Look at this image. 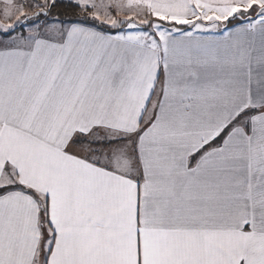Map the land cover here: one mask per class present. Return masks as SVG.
Instances as JSON below:
<instances>
[{"label": "snow or ice", "instance_id": "1", "mask_svg": "<svg viewBox=\"0 0 264 264\" xmlns=\"http://www.w3.org/2000/svg\"><path fill=\"white\" fill-rule=\"evenodd\" d=\"M58 2L0 0V264H264V0Z\"/></svg>", "mask_w": 264, "mask_h": 264}, {"label": "trees", "instance_id": "2", "mask_svg": "<svg viewBox=\"0 0 264 264\" xmlns=\"http://www.w3.org/2000/svg\"><path fill=\"white\" fill-rule=\"evenodd\" d=\"M66 4H67V1H63V0H59L58 4H57V8L54 9L53 11H59L61 13H64L65 15L69 14L72 10L68 9L66 7ZM90 24L93 23V22H89ZM98 28H102V29H108L106 27H103V26H99L97 25Z\"/></svg>", "mask_w": 264, "mask_h": 264}, {"label": "crops", "instance_id": "3", "mask_svg": "<svg viewBox=\"0 0 264 264\" xmlns=\"http://www.w3.org/2000/svg\"><path fill=\"white\" fill-rule=\"evenodd\" d=\"M63 1H67V0H63ZM99 30L105 31V32H112L114 34V30H109V29H102V28H98Z\"/></svg>", "mask_w": 264, "mask_h": 264}, {"label": "rangeland", "instance_id": "4", "mask_svg": "<svg viewBox=\"0 0 264 264\" xmlns=\"http://www.w3.org/2000/svg\"><path fill=\"white\" fill-rule=\"evenodd\" d=\"M27 2L29 3V4H31L32 3V0H27ZM236 22L235 21H233V24H235ZM18 31H19V29H18Z\"/></svg>", "mask_w": 264, "mask_h": 264}]
</instances>
